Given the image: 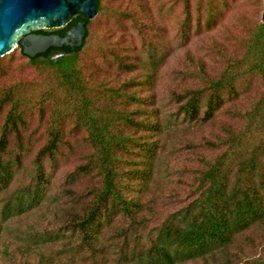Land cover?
Listing matches in <instances>:
<instances>
[{
  "label": "trees",
  "instance_id": "trees-1",
  "mask_svg": "<svg viewBox=\"0 0 264 264\" xmlns=\"http://www.w3.org/2000/svg\"><path fill=\"white\" fill-rule=\"evenodd\" d=\"M200 1L205 16L194 27L209 32L221 15L216 3L226 4ZM181 2L179 43L192 28L189 0ZM79 21L87 31L79 48L33 59L18 48L44 74L29 85L35 97L21 82L0 89V264H264L249 234L264 232V24L240 41L239 56L222 55L221 70L187 57L191 65L174 70L182 78L160 95L168 52L157 43L143 42L130 61L105 41L103 64L129 75L114 83L94 81L81 57L88 19L78 14L37 33L63 36ZM253 86L258 95L242 102ZM26 104L47 115L46 142L33 154L24 139ZM66 123L69 133L84 134L89 152L55 182L59 158L71 149ZM83 180L89 185L77 189ZM26 218L33 222L12 233Z\"/></svg>",
  "mask_w": 264,
  "mask_h": 264
},
{
  "label": "rangeland",
  "instance_id": "rangeland-1",
  "mask_svg": "<svg viewBox=\"0 0 264 264\" xmlns=\"http://www.w3.org/2000/svg\"><path fill=\"white\" fill-rule=\"evenodd\" d=\"M100 1L103 11L97 13L96 17L90 21L86 47L81 53L82 59L88 64V71H91L92 79L94 81L107 80L116 83L129 76L116 75L111 56L107 58L112 64L108 67L103 64L99 47L105 41L113 52L118 55H128L130 61L133 57L139 56L143 42L151 41L168 52L161 64L156 80L155 90L160 95L167 93L174 78H182L181 75H176L174 70H180L184 65H189L190 61L187 57H191L195 62L203 63L208 70L212 71L211 73H214L224 67L222 55L226 57L239 56L241 54L240 41L246 37L251 28L259 22L261 23V13L263 11V0H224L225 6L216 3L221 15L216 19L212 30L205 32L204 27L198 30L194 26L197 18L203 22L206 5L200 0H189V11L192 20L191 35L187 41L179 43L180 39L177 32L184 18L181 0ZM43 76L44 74L40 69L32 66L26 58L21 57L18 48L0 59V89L21 82L22 84H28L25 86V90L35 97L38 89L28 90L29 85L35 84L33 86H37L42 81ZM159 94H157L158 100ZM256 95H258V88L253 86L249 94H242L239 99L245 102V98L250 99ZM26 111L28 123L24 139L33 144V154L38 147L46 142V136L43 133L46 129L47 115L43 119L40 118L36 107L32 108L31 104H26ZM70 128L71 124L66 123L64 127V144L70 146L71 149H65L66 154L59 158L55 182L65 171L82 163L85 155L89 152L83 144L84 134L80 132L69 133ZM9 142L13 145L15 142L13 136L10 137ZM31 158L32 155L27 157L24 162L28 168L30 167L29 161ZM13 183L15 184V182ZM14 184L10 187V190H13ZM88 185L89 182L83 180L76 188L81 190ZM170 186L175 188L176 191L182 187L176 178ZM31 222H33L32 218H26L12 223V233L15 234L17 229H25L26 224ZM249 234L255 243L253 246L258 245L257 252L264 254V232L253 231ZM260 245H262L261 248Z\"/></svg>",
  "mask_w": 264,
  "mask_h": 264
},
{
  "label": "water",
  "instance_id": "water-1",
  "mask_svg": "<svg viewBox=\"0 0 264 264\" xmlns=\"http://www.w3.org/2000/svg\"><path fill=\"white\" fill-rule=\"evenodd\" d=\"M261 23L264 24V0ZM98 0H0V59L21 48L33 59L50 48H79L86 36L83 21L58 34L37 33L64 27L75 15L89 21L97 15Z\"/></svg>",
  "mask_w": 264,
  "mask_h": 264
}]
</instances>
